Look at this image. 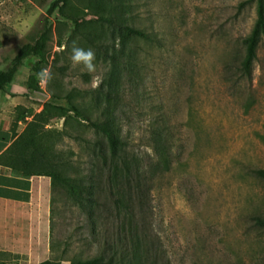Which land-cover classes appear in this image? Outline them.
Returning a JSON list of instances; mask_svg holds the SVG:
<instances>
[{
  "label": "rangeland",
  "instance_id": "obj_1",
  "mask_svg": "<svg viewBox=\"0 0 264 264\" xmlns=\"http://www.w3.org/2000/svg\"><path fill=\"white\" fill-rule=\"evenodd\" d=\"M53 1L0 0V71L22 45L49 30V76H35L38 89L29 90L34 61L25 60L10 94L25 98L33 113L49 102L68 108L70 95L96 118L107 109L104 98L115 82L110 113L129 157L139 166L153 165L152 133L159 128L168 138L170 166L140 182L130 178L123 187L125 209L106 183L93 191L91 207L51 187L48 216L32 227L28 217L17 218L12 234L0 220L1 246L11 232L10 240L24 244L19 252L27 264H73L100 253L122 263L264 264V228L252 220L264 217V182L253 175L264 169V36L250 76L240 71L243 40L257 19L256 0H72L63 12L80 19L79 26L59 10L48 16ZM90 2L106 12L93 15L94 8L86 10ZM118 25L143 30L150 40L123 46ZM74 42L94 51V73L72 65ZM8 97L0 94V109ZM20 112L11 110L9 130L13 139L26 141V123L13 125ZM46 128L62 133L54 149L70 174L96 173L93 153L101 136L95 130L72 119L70 111ZM10 150L6 163L14 168Z\"/></svg>",
  "mask_w": 264,
  "mask_h": 264
},
{
  "label": "trees",
  "instance_id": "obj_2",
  "mask_svg": "<svg viewBox=\"0 0 264 264\" xmlns=\"http://www.w3.org/2000/svg\"><path fill=\"white\" fill-rule=\"evenodd\" d=\"M71 1L54 0L47 10V15L51 16L59 10L65 19L72 21L75 26H79L81 24L80 19L63 12L64 7ZM256 2L257 19L250 34L243 40L244 56L240 62V71L246 77L251 74L259 42L264 36V0H256ZM103 3L105 4V2ZM98 7L95 2H90L86 10L91 11L94 8L96 12H93V15L106 12L104 7H100V9ZM90 13L92 14V12ZM98 19L109 26H114L113 20L109 17L100 16ZM116 31L118 39L123 46L128 45L135 39L150 40V36L145 31L129 25H118ZM48 34L49 30H45L33 43L22 45L11 61L10 66L4 71H0V94L7 93L9 97H13L9 92L11 84L14 81L18 68L24 64L25 60L34 61V64L30 68L34 74L29 78L26 86L31 91L38 89V81L35 76H39L38 74L46 66L44 51L49 40ZM92 42V40H89L90 44ZM59 46H61V43H59ZM114 83L111 82L109 84V91L104 98L107 101V109L103 110L101 115H98L96 118L91 117L86 109L83 108L84 106L74 104L70 95L66 96L69 103L68 108L55 106L49 102L44 104L40 112L33 113L32 109L16 107V111L18 112L20 110L21 112L14 118L13 125L24 121L26 123L24 131L29 135V138L26 141L14 139L11 143L10 147L14 149L16 154L13 174L18 177H48L51 181V187L61 188L70 199L80 206H83L85 201L89 202L90 207L95 204L93 191L99 187V184L106 183L109 193L112 196L117 195L119 197H117L116 204L125 209L126 204L123 202V187L124 184L129 185L131 183L130 178H135L136 182H140L146 177H149V175L152 176L155 170L159 172L168 171L170 166V148L167 147L166 143L168 138L159 128L152 133V139H154L153 150L155 152L153 165L149 164L148 167L139 166V160L137 158L129 157L127 144L120 133L118 121L110 113L111 107L109 102L113 100L111 99V95L115 88ZM51 98H58V96L51 94ZM95 107H99V105ZM66 111L72 113V119L85 122L87 126L101 136V140L96 144L98 148L93 153V158L96 161L95 168L97 169L95 174L92 173L87 177L70 174L69 168L65 166L66 163L63 155L54 149L62 133L55 129L48 130L46 127L55 120L60 119ZM27 118H30V120L27 121ZM253 175L264 182V169L253 171ZM252 220L257 227L264 228V217L254 216ZM39 264L53 263L44 261ZM73 264L138 263L118 262L113 256H108L106 259L105 254L100 253L92 259L77 261Z\"/></svg>",
  "mask_w": 264,
  "mask_h": 264
},
{
  "label": "crops",
  "instance_id": "obj_3",
  "mask_svg": "<svg viewBox=\"0 0 264 264\" xmlns=\"http://www.w3.org/2000/svg\"><path fill=\"white\" fill-rule=\"evenodd\" d=\"M11 93L13 97H8L0 109V220L4 221L9 231L15 232L16 228L11 221L17 218L25 220L28 217L29 226L32 227L39 218L48 216L51 181L43 176H15L13 168L7 166L10 146L15 139L9 130L12 123L11 110L16 107L30 109L25 98L15 92ZM17 124L22 123L20 121ZM11 232H6V246L2 247L0 240V264H27L25 254L19 252L24 244H16L14 238L10 240Z\"/></svg>",
  "mask_w": 264,
  "mask_h": 264
},
{
  "label": "clouds",
  "instance_id": "obj_4",
  "mask_svg": "<svg viewBox=\"0 0 264 264\" xmlns=\"http://www.w3.org/2000/svg\"><path fill=\"white\" fill-rule=\"evenodd\" d=\"M95 59V53L91 48L85 49L77 46L75 42L73 43L70 53V60L73 66H82L88 73H94L96 70ZM38 75L42 78H47L49 73L48 70L45 69ZM43 82L44 80L42 79V83ZM96 83H98V81ZM96 83L93 84L94 87Z\"/></svg>",
  "mask_w": 264,
  "mask_h": 264
}]
</instances>
